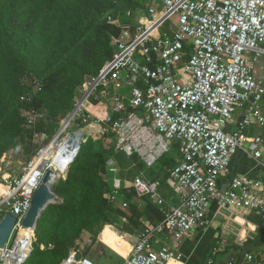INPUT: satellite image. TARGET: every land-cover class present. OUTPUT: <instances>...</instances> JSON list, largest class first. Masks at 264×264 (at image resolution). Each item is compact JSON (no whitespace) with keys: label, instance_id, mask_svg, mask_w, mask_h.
Here are the masks:
<instances>
[{"label":"built area","instance_id":"built-area-1","mask_svg":"<svg viewBox=\"0 0 264 264\" xmlns=\"http://www.w3.org/2000/svg\"><path fill=\"white\" fill-rule=\"evenodd\" d=\"M137 20V26L123 27L108 18L121 33L113 39L112 58L86 85L72 122L86 127L102 122L99 134H111L117 152L137 156L148 168L179 145L182 159L168 180L177 202L166 199L162 182L144 172L133 180L123 179L115 159L107 162L114 177L106 198L127 210L123 191L132 188L137 198H149L163 216L158 224L145 222L136 235L124 234L131 250L122 264H184L180 248L194 231L207 227L213 204V220L222 217L229 222L237 211L247 210L264 221V178L240 175L225 191L220 185L240 151L264 168V113L258 106L264 99V0H148L145 14ZM100 89L102 97H109L101 119L90 111L101 107L102 103L92 104L100 100ZM123 89L129 96L116 95ZM128 104L131 110L124 114ZM248 105L239 130L227 133L234 114ZM252 124L261 131L250 138L244 130ZM34 159L23 177L6 181L8 192L0 197V221L8 213L16 218L0 264H26L34 251L36 233L23 222L49 170L48 164L38 167L28 181ZM246 261L264 264V254L246 255ZM61 264L93 262L73 254Z\"/></svg>","mask_w":264,"mask_h":264},{"label":"trees","instance_id":"trees-1","mask_svg":"<svg viewBox=\"0 0 264 264\" xmlns=\"http://www.w3.org/2000/svg\"><path fill=\"white\" fill-rule=\"evenodd\" d=\"M147 2L0 0V150L25 143L33 155L31 143L37 134L48 138L57 134L71 114L84 78L98 75L113 56L111 43L121 29L108 23V18L120 19L123 8L132 11V17L143 15ZM121 20L123 24L131 22L127 17ZM130 110L128 104L124 114ZM23 112L47 113L48 118L27 129ZM83 139L84 135L78 155L62 171L69 167L66 180L53 187L56 202L38 221L30 257L34 264H61L84 232L96 241L110 225L125 235H136L145 222L155 225L163 220L158 207L149 198H137L132 188L123 191L127 210L115 208L107 200L109 159L118 161L123 179L133 180L144 172L149 179L160 180L163 196L177 202L168 180L170 170L182 159L178 144L154 168H148L137 156L128 158L117 152L114 143L106 148L104 141L112 139L109 133L99 141L89 138L83 143ZM36 250L39 253L34 256Z\"/></svg>","mask_w":264,"mask_h":264},{"label":"rangeland","instance_id":"rangeland-1","mask_svg":"<svg viewBox=\"0 0 264 264\" xmlns=\"http://www.w3.org/2000/svg\"><path fill=\"white\" fill-rule=\"evenodd\" d=\"M132 13H133L132 11H128V10L126 11L125 8H123L121 11H119L118 16H120V19H116L117 22L119 24H121L123 27L137 26V24H138L137 17L141 16L142 14H138V15L136 14L134 17H132ZM125 17H127L131 22L123 24L121 22L122 21L121 19L125 18ZM111 45H112V48L114 51L113 41H112ZM116 50H117V48H115V51ZM93 77H95V76L90 75V76H87L86 78H84V83L78 89V94H77L75 101L72 105V108H71L72 111L76 107L78 102L81 100L82 96L84 95L86 85L89 83V81ZM182 79L187 80V77L182 76ZM35 90L38 91L37 89H35ZM102 91H103V89H100V91L98 92V96L100 98V100H98V101H99V103H102L100 106L104 107V105L107 104V101H109V97H105V98L102 97ZM116 95L117 96H119V95L129 96V90L123 89L119 92H116ZM85 104H86L85 107H87L89 110L90 109L89 104L88 103H85ZM98 111L100 113L101 108H99ZM33 113L35 114L34 116L31 115ZM99 113H97V114H98V117L101 119L102 116H100ZM23 114L27 118V124H26L27 129L34 128L35 124L39 120H46L48 118L47 113H42V112H40V113H38V112H23ZM99 118H95L96 121ZM63 124H60V128H59L57 134L61 131L60 129L62 128ZM90 124H92V123H90ZM102 125H103V123L101 122L98 127L101 129L100 126H102ZM82 126H83V124L80 121H78V120L73 121L72 124L70 123L66 127L67 130L63 134L61 140L65 139L69 134L78 133V132H83V135H84L83 143L85 141H87V139H89V138H91L94 141H99V140H101V138L104 135V133L99 134L100 130L97 132L95 125H92L90 127L85 126L81 130L80 127H82ZM53 138H48L45 135L37 134L31 143L32 150L34 152L33 155H29V152L27 149H29L30 147H28L27 146L28 144H25V143H22V144L19 143L16 147H14L12 149L3 148L2 150H0V189H2V191H0V197L4 193H6V191H5V186L7 185L6 181L9 179L14 180V179H19L20 177H23V175L25 174L26 168L32 162L34 157L37 156V153L40 150L49 147L50 143L53 141ZM104 143H105L106 148H108V147H110V145L113 144V141L111 139H106L104 141ZM38 158L39 157H36L34 159L33 166H35V163H36ZM63 169L61 171H59V174H58L59 177L56 180V182L52 185V189L59 181L66 180V178L68 176V172H69V167H68L66 172H62ZM108 175H109L108 179L110 181H112L114 175L110 174V173H108ZM114 207L119 208V206H114ZM222 219L223 218H221L220 220L222 221ZM193 234H195L196 237L192 238V241H193L192 245H194V243L198 239L197 237L201 234V232L197 231ZM122 236L124 237L123 231H121L120 229H118L116 227L112 228L110 225L105 226V228L103 229L101 234H99L96 241H94V237L92 235H90L88 232H84L82 234V236L80 237V239L76 242L75 246L70 250L68 256L64 260H67L73 254H77V255L82 254L84 256H88L89 260L92 261L93 264H122L123 263L122 258H125L126 253H128V251H130V249L127 250L128 246L127 245L125 246L127 238L124 237L125 239H123ZM128 245H130V247H131L130 243H128ZM209 245H210V248H212V246L214 245V247L217 246V248L221 249V244L218 245L217 242L215 243L212 236L208 234L204 237V245H202L199 248V251H202L204 248L206 249L207 247H209ZM229 250H228L229 252L227 254L220 253L218 255V257H216V258L214 257L215 258L214 264H225L228 257H230V254L232 252H234L233 249H229ZM246 250H250V248L247 247ZM38 253H39L38 250H36L34 253V256ZM243 253H244V251L241 250L240 255H243ZM196 257H197V255H196ZM34 263L35 262L33 259L32 260L29 259L26 262V264H34ZM231 264H237V262L233 261V262H231Z\"/></svg>","mask_w":264,"mask_h":264},{"label":"crops","instance_id":"crops-1","mask_svg":"<svg viewBox=\"0 0 264 264\" xmlns=\"http://www.w3.org/2000/svg\"><path fill=\"white\" fill-rule=\"evenodd\" d=\"M263 100L258 106L264 113ZM96 110L98 109L90 111L96 115ZM249 110L250 105L239 109L234 114L233 120L226 126V132L235 133L238 131L239 123L247 116ZM260 131L258 125L252 124L244 130V135L252 138L260 134ZM240 175H247L253 179L260 180L264 178V168L248 157L246 153L238 152L231 161L230 175L220 183L222 190L225 191L230 181ZM214 208L215 204L210 207L207 227L195 231H200L201 234L197 237L198 239L194 245H192V238L196 237L193 234L195 232L186 238L181 246L180 251L184 256V264H209L210 261L214 264V259L220 253L227 254L230 251L229 249H233L234 252L230 254L225 264H231L233 261L237 262V264H253L246 261V255L259 257L264 254V221L256 213L247 210L237 211L229 222L224 218L221 221L222 217L213 220ZM208 234L212 236L215 243L221 244V249L217 248V246L214 247V245L210 248L209 245L206 249L199 251V248L204 245V237ZM247 247L250 250H246ZM241 250L244 251L243 255H240Z\"/></svg>","mask_w":264,"mask_h":264},{"label":"bare ground","instance_id":"bare-ground-1","mask_svg":"<svg viewBox=\"0 0 264 264\" xmlns=\"http://www.w3.org/2000/svg\"><path fill=\"white\" fill-rule=\"evenodd\" d=\"M82 100L78 103L80 104ZM86 105V104H85ZM73 120V111L69 115V117L64 121V124L61 131L57 134L56 137L53 138V141L50 143L49 147L45 148L43 153L37 159L35 166L32 167L31 173L28 176V181H32L35 174L36 169L38 167L45 166L48 164L49 169H52L54 172L53 184L59 177V171H61L65 166L70 165L72 159L75 157L78 147L80 143H82V136L83 132L69 134L65 139L61 140L63 134L66 132V127L72 122ZM2 191V189H0ZM6 193L8 192V188L5 186ZM4 193V194H6ZM3 194V195H4ZM23 235H30L29 232L24 231ZM124 239V238H123ZM129 242L126 241L125 246L127 245V250H131ZM129 252L126 253L125 257L129 255ZM170 264H176L175 262L171 261Z\"/></svg>","mask_w":264,"mask_h":264},{"label":"water","instance_id":"water-1","mask_svg":"<svg viewBox=\"0 0 264 264\" xmlns=\"http://www.w3.org/2000/svg\"><path fill=\"white\" fill-rule=\"evenodd\" d=\"M81 146H82V143H80V146L78 147L76 155L72 159L71 163L74 161V159L78 155L81 149ZM53 176H54L53 170L49 169L45 173V176L39 188L34 193L32 203H31V208L23 222V225L25 228L33 229L34 231H36L38 221L40 217L42 216V214L48 209L50 205L56 202L57 196L52 189V185H53L52 177ZM15 225H16V218L10 213L6 214L4 218L0 221V257L7 250V247L9 245V241H10Z\"/></svg>","mask_w":264,"mask_h":264}]
</instances>
